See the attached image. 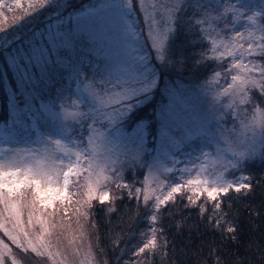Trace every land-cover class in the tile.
Here are the masks:
<instances>
[{"label": "snow or ice", "instance_id": "6c2138e0", "mask_svg": "<svg viewBox=\"0 0 264 264\" xmlns=\"http://www.w3.org/2000/svg\"><path fill=\"white\" fill-rule=\"evenodd\" d=\"M39 7L55 12V19L24 31L28 20H34L25 12L14 17L18 22L12 29L0 27L5 68L15 70L28 92L35 86L29 69H39L49 76L52 93L41 114L46 131L34 134L22 125L24 101L16 106L11 123L6 117L0 129V229L12 244L46 258L48 264H107L98 260L86 224L93 200L109 203L108 213L117 212L124 189L138 204L142 197L149 213L150 227L141 233L146 242L134 255L167 247L166 237L160 241L163 229L157 227L160 213L185 189L191 193L190 205L206 193L214 202L209 222L215 228L228 223L229 239L236 241L234 222L218 215V198L233 189L247 190V195L252 184L245 181L251 177L228 176L257 156L264 159V0H139L154 53L145 49L133 0L101 3L87 17V39L104 45L103 66L68 64L75 91L50 74L58 64L54 54L62 56L84 38L82 17H65L59 11L61 0H39ZM241 22L247 26L237 30ZM205 42L208 47H203ZM225 60L227 67L214 70L195 89L205 101L195 117L182 114L175 101L183 93L175 82L165 83L164 71L199 72L209 62L219 66ZM222 75L226 86L217 87ZM161 86L168 102L155 116L145 117L142 106ZM157 134L171 167L159 156L145 161L153 142L149 138ZM145 166L149 174L143 187L126 182V171ZM162 174L172 175L162 179ZM109 185L121 194L110 196ZM197 206L203 216L205 206ZM7 257L11 264H20L0 239V264Z\"/></svg>", "mask_w": 264, "mask_h": 264}, {"label": "trees", "instance_id": "16d2710c", "mask_svg": "<svg viewBox=\"0 0 264 264\" xmlns=\"http://www.w3.org/2000/svg\"><path fill=\"white\" fill-rule=\"evenodd\" d=\"M74 1L77 5L81 0H61L64 7L59 11L64 16L67 15L76 6ZM25 12L33 14L34 20H28V28L24 31L31 30L34 23L46 24L56 16L52 10L40 8L39 0L23 4H3L0 8V27L12 29L13 24L18 22L14 17H20ZM180 39H185L183 30ZM208 46L206 42L203 44V47ZM196 50L199 51V46ZM188 51L192 52L193 49L189 48ZM223 67V64L218 66L215 62H209L199 72L189 69L177 73L169 69L164 71L163 78L165 81L167 77L171 83L177 81L195 85L204 82L214 70ZM29 70L35 83L50 81L49 76H42L39 69ZM56 73L54 70L50 75L56 77ZM9 86L15 90L24 89L18 74L14 69H6L4 58L0 57V120L7 117L10 107ZM161 87L146 106H142L141 114L145 117H153L156 108L166 101ZM24 95L26 96L25 92ZM244 169L251 177L247 182L252 184L247 195L244 194L247 190L236 193L233 189L227 196L221 195L218 198L221 203V213L218 215L226 214L223 216L224 220L234 222L237 228L236 241L229 239L228 223L215 228L214 222H209L208 217L213 215V201L207 200L206 195L200 196L197 205L203 204L206 208L205 214L201 216L199 207L188 204V194L181 192L160 213L161 219L157 227L163 229L160 241L162 243L166 237L167 247L155 253L146 250L138 256L134 255L146 242L141 233L148 232L149 213L144 208L142 197L138 204L135 199L128 197L127 189H124L123 199L116 202L117 212L108 213L109 203L102 205L98 200H93L94 207L86 224V231L98 260H106L107 264H136L137 261L139 264H264V159L248 161ZM143 175L142 169L128 171L125 173V180L136 186L140 184ZM109 188L110 196L121 194L114 185H109ZM17 255L22 264H42L40 259L44 258L36 257L31 252L23 253L22 250ZM43 264H48L47 259H44Z\"/></svg>", "mask_w": 264, "mask_h": 264}, {"label": "rangeland", "instance_id": "374dc122", "mask_svg": "<svg viewBox=\"0 0 264 264\" xmlns=\"http://www.w3.org/2000/svg\"><path fill=\"white\" fill-rule=\"evenodd\" d=\"M32 0H19V3H17V0H0V8L3 4H23V3H30ZM108 2V0H81L79 3L74 1L73 3L76 5L71 9V12H69L65 17L67 16H72L73 18L80 16L82 17L81 23L79 25L82 34H83V39L80 40V42L77 43V45L70 49L67 50L66 52L63 53L62 56H56L54 54V59L58 61L57 66L55 67L56 70V77L55 79L60 82V85L63 86H71V89L75 91L76 89V84L74 83L72 77L69 75L67 71V65L75 62H83L84 64H91L93 67L96 65H100L101 67L103 66V61L104 57L106 55V52L104 51V45L97 40L95 43H92L90 40L87 39L88 37V29H89V24L87 22V17L89 16L90 13L94 11L95 8H97L101 3ZM151 2V0H149ZM255 2V0H254ZM133 5L135 8V14L137 17V21L141 28L143 29L141 35L145 39V49L146 50H151V40L147 39V24L144 21V13L140 10L139 8V0H133ZM247 25L244 22H241L240 25L237 26V30H243L244 27ZM77 27L75 20L73 21V28L75 29ZM152 53H154V50H151ZM230 59V58H229ZM257 60L260 58L257 57ZM228 60H225L223 62V65L227 67ZM157 61L153 64V67H156ZM222 69V68H221ZM219 69V70H221ZM230 79V78H229ZM35 80V79H34ZM50 80V79H49ZM165 83L166 84H172L169 82L168 78H165ZM203 82L197 83L195 85L192 84H187L183 82H177L175 81V84L178 86L180 89V92L183 93V95H177L176 101H175V106L179 111L182 112L185 116L189 118H194L195 115L198 113L200 110V106H202L205 101L204 98L198 97L195 94V89L200 86ZM51 81H46V83L42 82H37L35 83V86L32 87L31 92L25 91L23 88L19 90H15L13 87H8L9 93H10V107L8 110L7 117L8 123H11L10 117L16 114L17 105H20L21 101H24V104L22 105V111L20 113V120L21 123L24 127L29 128L34 134L39 131V132H44L47 130V122L42 119V111L45 105L49 103V98L51 96ZM59 86V85H58ZM219 86H226L225 80L223 78V75L221 76L219 80ZM31 87V86H30ZM163 95L167 98L166 94L164 93L163 87H161ZM24 92L26 93V96L24 95ZM156 95V92L154 91L153 95L150 96V98H153ZM149 98V99H150ZM168 102V98L164 103ZM163 103V102H162ZM1 104V101H0ZM160 106V105H159ZM159 106L156 108L155 113L153 112V115L158 112ZM1 108V107H0ZM251 111V109H250ZM6 120L1 119L0 120V129L4 128ZM228 126L230 127L232 124L231 117L228 118ZM158 127V125H157ZM130 132L131 129H128ZM86 135V134H85ZM35 138V137H34ZM152 143H149V152L145 156V161L146 163H151L153 158L159 156L161 160H165L166 163V158L163 156L158 140V134L157 137H150L149 138ZM20 147H26V145H19ZM257 159H262L261 157L257 156L254 159H251L249 161L257 160ZM168 166L171 167V164L168 163ZM142 169L144 172V175L140 181L139 185H136L135 187H143L144 186V179L145 176H148V168L141 167L137 168L135 170ZM128 172V171H126ZM125 172V173H126ZM172 174H162L161 178H171ZM241 175L248 176L245 169L244 165L241 167L239 171L236 172H231L228 176L229 179H239ZM193 176H195V173H193ZM247 182V181H245ZM155 187V185H153ZM183 193H186L188 195H191L186 189L183 191ZM206 195V193L204 194ZM58 203V202H57ZM71 214V213H70ZM25 224L27 223V213L25 211V215L23 217ZM75 219V218H74ZM0 239H3L5 243L9 245V247L12 248L13 253L16 255L17 259L19 260V256L17 255L19 253V249L17 248L16 245L12 244L11 240L3 233V230L0 229ZM44 259L46 258H41L42 264L44 263ZM10 261V262H9ZM20 261V260H19ZM10 263L11 264V257L6 258V264ZM20 264H22L20 262Z\"/></svg>", "mask_w": 264, "mask_h": 264}]
</instances>
